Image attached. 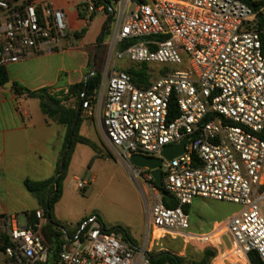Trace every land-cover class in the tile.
Returning <instances> with one entry per match:
<instances>
[{"label":"built area","instance_id":"built-area-1","mask_svg":"<svg viewBox=\"0 0 264 264\" xmlns=\"http://www.w3.org/2000/svg\"><path fill=\"white\" fill-rule=\"evenodd\" d=\"M261 1L250 7L240 0H119L108 7L105 15L110 18L109 45L115 60L180 68L163 75L158 71L148 86L140 87L126 69L108 66L99 88L80 96L81 114L96 116L106 144L132 177L147 186L151 204L146 242L135 247L91 216L71 237L64 233L57 264H153L150 254L158 252L151 250L160 239L197 241L216 251L223 234L244 264H250L249 252L264 263ZM94 10L104 13L103 6L88 5L89 13ZM67 28L64 13L50 5L0 0V68L62 50ZM173 97L177 115L171 118ZM183 140L181 155L169 161L162 158L165 147ZM135 155L162 159L161 189L177 203L175 208L163 204L147 168L130 164ZM74 181L76 189L87 185L77 176ZM196 198L230 203L238 210L210 233L196 234L190 231L184 210ZM46 223L42 209L34 215L0 216V237L8 242L2 253L5 261L46 264L49 247L42 234ZM217 234L218 241H212ZM227 262L241 264L229 260L223 264Z\"/></svg>","mask_w":264,"mask_h":264},{"label":"crops","instance_id":"crops-1","mask_svg":"<svg viewBox=\"0 0 264 264\" xmlns=\"http://www.w3.org/2000/svg\"><path fill=\"white\" fill-rule=\"evenodd\" d=\"M16 1H31L61 10L68 28L62 50L5 67L9 82L0 86V216L40 210L23 182L55 176L66 136L64 125L47 118L37 99L16 94L12 84L30 92L47 89L50 94H66L69 86L84 81L96 70L95 59L106 45L104 41L97 44L107 20L105 13L96 11L89 23L81 17V13L89 14L84 10L94 0ZM82 29L84 33L75 38L74 34ZM235 249L226 250L213 264H223L226 254ZM225 260L246 262L240 256Z\"/></svg>","mask_w":264,"mask_h":264},{"label":"rangeland","instance_id":"rangeland-1","mask_svg":"<svg viewBox=\"0 0 264 264\" xmlns=\"http://www.w3.org/2000/svg\"><path fill=\"white\" fill-rule=\"evenodd\" d=\"M98 16L101 17L102 14ZM111 33L112 27L104 38L106 45L101 48L95 59V71L101 74L106 72L108 66H113L116 70H127L135 65L126 60L114 59L109 45ZM179 69L151 64L148 72L154 79L159 76L158 71L171 73ZM54 95L59 96L64 105L75 106V98L62 95L61 92ZM81 115L79 134L90 140L94 149L83 144L74 145L66 174L60 183L59 199L51 211L52 221L63 234L65 232L73 234L83 220L96 216L107 229L113 227L125 229L133 246L142 248L146 242L148 209L151 204L147 186L141 180L132 177L130 170L106 144L96 116L85 118L83 113ZM74 176L85 181L87 185L82 189H76ZM237 210L238 207L230 203L196 198L188 207L190 231L196 234L210 233L215 223L224 222ZM211 239L218 241L214 237ZM221 242L210 264L218 258V251L224 254L225 250H230V239L227 235L223 234ZM157 244V247L152 248V253L154 251L172 253L182 258L184 264L197 262L205 250H212L209 244L197 241L183 244L181 240L170 237L160 239ZM0 264H8L2 253ZM46 264L52 262L48 261Z\"/></svg>","mask_w":264,"mask_h":264},{"label":"trees","instance_id":"trees-1","mask_svg":"<svg viewBox=\"0 0 264 264\" xmlns=\"http://www.w3.org/2000/svg\"><path fill=\"white\" fill-rule=\"evenodd\" d=\"M119 0H94L92 2L94 9L99 6L104 7V13H107L108 7L115 5ZM140 2H145L146 0H138ZM250 7H255L259 5L261 0H240ZM87 6L85 12L87 13ZM40 11V9H38ZM96 15V11L89 13L88 15L81 13V17L86 20L87 23L91 22ZM109 21L110 18L107 17L106 22L104 23L101 33L97 39V44L104 41L106 35L109 32ZM85 29H82L79 33L74 34L75 38H78ZM131 44V42L119 45L118 49H122L124 46ZM127 73L130 75L131 80L140 87H146L149 85L151 76L148 73V66L146 64L134 65L127 69ZM160 75L165 74L164 71L159 73ZM102 76L99 72L94 71L92 75H89L84 81L73 84L68 87L66 96H71L75 98V106L69 107L63 104V101L59 99V96L50 94L47 89H41L39 91L30 92L26 91L16 83L12 84V89L16 94H26V97L37 99L39 101L41 112L50 120L57 122L61 125H64L66 128V136L64 141V146L61 154L60 164L56 170L55 176L44 181H31L25 180L23 186L28 193H30L37 201L38 207L43 210L44 216L47 219V223L42 228V234L47 241L49 247L48 261H51L52 264H57V255L61 249V246L64 242L63 233L59 230V227L56 226L51 218V211L54 204L59 199L60 194V183L64 179L66 174L70 156L73 152L75 144H83L90 146L94 149V145L90 140L82 137L79 134L81 126V105L82 99L80 96H89L99 88L101 83ZM9 82V77L5 68H0V86H4ZM63 95V93H61ZM170 110L173 118V114L177 115L175 108L174 97L170 103ZM163 204L168 208H175L177 203L171 199V196L167 194V197L162 198ZM184 210L188 212V207H185ZM34 215V211L30 212ZM98 218V217H97ZM104 230L108 232H116L122 236V239L126 242L132 244L128 234L125 229L122 227H113L107 229L102 223L100 218H98ZM66 233V232H65ZM68 237H71L73 234L66 233ZM8 245L7 239L5 237H0V253H3L4 248ZM133 245V244H132ZM216 256V251L214 250H205L203 252L202 258L191 264H210V261ZM248 259L250 264H264L259 260L255 252L248 253ZM150 260L153 264H184L183 259L175 256L172 253L168 252H158L150 254Z\"/></svg>","mask_w":264,"mask_h":264},{"label":"water","instance_id":"water-1","mask_svg":"<svg viewBox=\"0 0 264 264\" xmlns=\"http://www.w3.org/2000/svg\"><path fill=\"white\" fill-rule=\"evenodd\" d=\"M184 144H185V140L181 141L178 145L165 147L161 153L162 158L169 161L178 157L184 151L183 150ZM129 162L132 166L136 168H140V169L147 168L150 171L155 187L159 191L160 195L162 197H167V193L161 189L162 174H161L160 166L162 164V159L135 155L130 157Z\"/></svg>","mask_w":264,"mask_h":264},{"label":"bare ground","instance_id":"bare-ground-1","mask_svg":"<svg viewBox=\"0 0 264 264\" xmlns=\"http://www.w3.org/2000/svg\"><path fill=\"white\" fill-rule=\"evenodd\" d=\"M218 235H219V234L214 235V236H212V237H214V239L218 240V238H217ZM154 236L157 237L158 234L155 233ZM237 256H240V252H239V250L235 249L234 251H232V252H230V253H227L226 256L223 258V260H225V259H230L231 257L235 258V257H237Z\"/></svg>","mask_w":264,"mask_h":264}]
</instances>
